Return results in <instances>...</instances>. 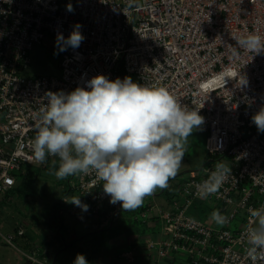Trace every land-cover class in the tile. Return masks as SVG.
Instances as JSON below:
<instances>
[{"label": "built area", "instance_id": "2783aa9c", "mask_svg": "<svg viewBox=\"0 0 264 264\" xmlns=\"http://www.w3.org/2000/svg\"><path fill=\"white\" fill-rule=\"evenodd\" d=\"M77 24L85 39L75 49L57 46L60 73L26 74L36 43L47 34L56 43L58 33L67 39ZM248 33L264 37V0H0V193L13 192L18 173L38 164L32 142L46 93L87 88L97 75L131 77L165 87L199 110L209 157L190 171L167 208H138L161 230L138 231L122 256L132 264H253L245 233L252 226L248 208L264 204V132L252 121L264 107V52L236 46L234 37ZM218 161L231 174L207 197L227 217L223 226L188 214L201 197L203 169L214 170ZM102 183L95 173L70 176L64 198L79 196L87 210L113 218L122 206L110 203Z\"/></svg>", "mask_w": 264, "mask_h": 264}, {"label": "clouds", "instance_id": "9594fccd", "mask_svg": "<svg viewBox=\"0 0 264 264\" xmlns=\"http://www.w3.org/2000/svg\"><path fill=\"white\" fill-rule=\"evenodd\" d=\"M68 11H73L71 4ZM73 27L67 39L57 34L60 51L78 48L85 39ZM236 46L260 54L264 52V37L255 33L234 37ZM246 83L245 78L242 77ZM47 103L40 108L32 142L33 157L44 164L52 161L48 174L59 180L79 174L95 173L103 181V190L110 203L120 202L122 209L134 211L158 189L169 188L188 150L193 131L203 123L199 110L182 105L165 87L146 86L131 77L109 80L94 76L87 88L77 87L70 93L48 92ZM259 132H264V107L253 115ZM207 178L198 186L202 197L215 194L231 174V166L218 161L214 170L203 169ZM84 211L79 196L65 198ZM252 226L245 233L247 257L253 264L264 260V204L248 208ZM219 226L227 217L219 210L211 214ZM74 264H88L77 254Z\"/></svg>", "mask_w": 264, "mask_h": 264}, {"label": "rangeland", "instance_id": "374dc122", "mask_svg": "<svg viewBox=\"0 0 264 264\" xmlns=\"http://www.w3.org/2000/svg\"><path fill=\"white\" fill-rule=\"evenodd\" d=\"M59 58L57 43L52 35L47 34L42 42L36 43L31 50L30 64L25 72L31 76L58 74ZM206 136L207 131L201 126L193 131L188 138L189 145L183 164L177 176L170 179L169 188L158 189L152 196L146 197L140 210L143 208L149 210L152 206L158 205L166 208L169 206L170 198L178 191L179 185L188 178L190 171L199 168L209 157ZM53 160L59 162L57 158H53L51 164ZM30 171L27 172V178L32 184L31 182L28 184L26 192L20 193L16 190L7 195L0 193V264H50L49 257L54 264H74L77 254L83 255L88 264H121L123 260H119L120 256L116 260V254L131 248L133 236L138 231L141 234H150L153 230L156 232L161 230L160 222L156 223L151 217L143 218L138 209L118 211L110 226L105 224L95 226V223L108 218L107 212L95 213L93 210L81 212L80 209H74L73 214L68 211L61 212L62 209L66 210L74 205L67 204L64 200L63 191L67 185V178L59 180L49 175L48 169L44 166L36 168L33 166ZM218 207L217 202L201 196L188 209V214L217 225L211 214L219 210ZM57 209L61 218L57 215ZM122 222L130 223L131 231L124 229L126 227L121 228L119 223ZM20 226L25 228V232L16 234ZM88 229L92 230L85 233L89 231ZM82 233H85L82 237L75 238ZM10 234L14 235L12 241L5 237ZM64 236L73 240L65 243ZM109 256L115 259L112 263Z\"/></svg>", "mask_w": 264, "mask_h": 264}, {"label": "trees", "instance_id": "16d2710c", "mask_svg": "<svg viewBox=\"0 0 264 264\" xmlns=\"http://www.w3.org/2000/svg\"><path fill=\"white\" fill-rule=\"evenodd\" d=\"M51 160L52 159H50V158H48V160L44 163V164H40V163H38V164H33V165H31V166H29L28 167V170H27V172H29L30 171V168L31 167H33L34 166V168H36V166H44V167H46V169H49L51 166H52V164H51ZM58 163L59 162H57V167H58ZM27 172H25V174H22V173H18L19 174V176H20V181H19V183H18V185L16 186V188L14 189V191H19L20 193H23V192H26L27 190H26V187L28 186V184L30 183V184H32V181H30V179H28L27 178ZM31 172V171H30ZM67 192V189L65 188V190L63 191V194H65ZM57 215L59 216V218H61V214L59 213V210L57 209ZM61 222H63V220L61 219ZM60 226V225H59ZM59 226L57 227V230H58V228H59ZM119 226L121 227V228H124V227H126V228H124V229H126V230H128L129 229V231H131V229H132V227H131V224L130 223H119ZM63 240H64V242L65 243H67L66 241H65V239L63 238ZM50 245V244H49Z\"/></svg>", "mask_w": 264, "mask_h": 264}, {"label": "crops", "instance_id": "0c3cea01", "mask_svg": "<svg viewBox=\"0 0 264 264\" xmlns=\"http://www.w3.org/2000/svg\"><path fill=\"white\" fill-rule=\"evenodd\" d=\"M121 210H123V209H120V210H118V211H121ZM64 211H68V212H70V214H73V213H75V211L74 210H70V209H62V211L61 212H64ZM79 211H81V212H85V211H83V209H80ZM117 211V212H118ZM117 212L115 213V215L117 214ZM96 213V212H95ZM115 215H114V217L113 218H110V217H108V220H106V221H103V222H98V223H95L96 225L95 226H98V225H101V226H104V224H105V226H110L111 224H112V222L114 221V219H115ZM73 222V224L75 223V221H72ZM77 223V222H76ZM98 228H101V227H98ZM89 231H87V232H85V233H89L92 229H88ZM84 233V234H85ZM83 233L82 234H79V235H77L75 238H78V237H82L83 235H84ZM74 235V234H73ZM64 239H65V241L66 242H70V241H72L73 239H71V238H66L65 236L63 237ZM64 241V240H63ZM133 241V240H132ZM132 241H131V244H132ZM126 251H128V250H126ZM126 251H123V252H126ZM121 252V251H120ZM120 252L119 253H117L116 254V260H117V257L118 256H120L121 257V259H119V260H123V262L121 263V264H132V262L130 261V259L128 258V257H126V256H122V253L120 254ZM124 257H125V259H124ZM108 258H110V261H111V263L113 262V260H115L113 257H108ZM118 260V261H119ZM48 261L50 262V264H54V261H52L51 262V260H50V257H49V259H48Z\"/></svg>", "mask_w": 264, "mask_h": 264}]
</instances>
